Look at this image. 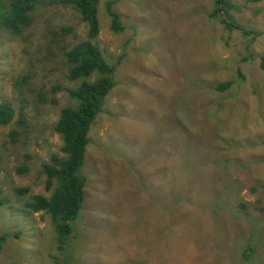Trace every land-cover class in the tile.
<instances>
[{
    "label": "rangeland",
    "instance_id": "374dc122",
    "mask_svg": "<svg viewBox=\"0 0 264 264\" xmlns=\"http://www.w3.org/2000/svg\"><path fill=\"white\" fill-rule=\"evenodd\" d=\"M232 3L225 24L213 0H100L96 42L116 85L62 243L52 215L26 202L56 186L41 164L64 156L56 123L74 101L52 87L79 84L61 60L88 27L65 0H38L21 34L1 22L0 101L16 118L0 125V264H264V0Z\"/></svg>",
    "mask_w": 264,
    "mask_h": 264
},
{
    "label": "trees",
    "instance_id": "16d2710c",
    "mask_svg": "<svg viewBox=\"0 0 264 264\" xmlns=\"http://www.w3.org/2000/svg\"><path fill=\"white\" fill-rule=\"evenodd\" d=\"M81 16L87 24L86 38L74 44L63 54L68 67L67 78L80 81L74 88L62 85L52 87L57 92L67 91L74 102L61 108L56 123V130L63 140L64 156L53 154L49 161L42 162L41 167L46 174L47 188L50 190L54 182L56 186L50 197L44 194L32 196L26 202V208L31 212L45 211L52 215L59 233L60 242H64L73 230L74 221L79 216L85 198L86 177L82 166L86 159V150L90 143L88 137L91 126L97 115L103 110L104 101L109 92L115 87L114 73L116 66L106 61L96 42L100 33L99 4L100 0H65ZM38 0H0V24L3 22L13 34H21L32 23V11L37 8ZM212 15L225 24H232L227 11L233 7L232 0H213ZM111 28L114 31L124 29L120 14L111 4L107 5ZM226 11V13H225ZM241 28L244 33L252 34L254 30ZM264 68V55L261 57ZM93 75L95 79L90 80ZM27 76L22 77L27 82ZM229 83L220 85L226 90ZM23 112L20 113L22 115ZM16 109L9 99L0 101V125L14 122ZM27 119V116L25 117ZM13 134H17L14 132ZM12 134V136H14ZM23 168L21 171H25ZM54 180V182H53ZM23 193L27 188L17 189ZM2 189H0V196ZM4 199L0 197V206ZM7 235L0 237V253Z\"/></svg>",
    "mask_w": 264,
    "mask_h": 264
}]
</instances>
